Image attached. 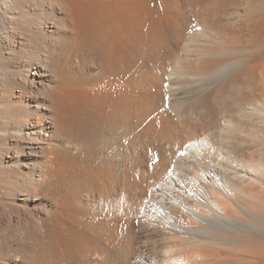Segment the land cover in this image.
<instances>
[{
    "label": "bare ground",
    "instance_id": "obj_1",
    "mask_svg": "<svg viewBox=\"0 0 264 264\" xmlns=\"http://www.w3.org/2000/svg\"><path fill=\"white\" fill-rule=\"evenodd\" d=\"M1 71L15 264H264V0H0Z\"/></svg>",
    "mask_w": 264,
    "mask_h": 264
},
{
    "label": "rangeland",
    "instance_id": "obj_2",
    "mask_svg": "<svg viewBox=\"0 0 264 264\" xmlns=\"http://www.w3.org/2000/svg\"><path fill=\"white\" fill-rule=\"evenodd\" d=\"M12 57H14V58H12ZM12 57H11V55H10V59L7 61L8 63V69L9 70H6L7 72L8 71H11V69H12V72H15V70L16 69H20V68H23V62L22 61H20V60H18V58L17 57H15V55L13 56V54H12ZM12 61V62H11ZM10 62V63H9ZM23 63V64H22ZM18 64V65H17ZM13 67H12V66ZM16 65L17 66H19L18 68L16 67ZM9 66H10V68H9ZM22 66V67H21ZM15 67V69H13ZM23 69H25V68H23ZM14 70V71H13ZM12 72H9V74L7 73V74H5L4 75V72L3 71H1V73H0V81H1V83H2V85L4 84V83H7V84H12V82H13V79H12ZM12 74V75H11ZM8 75V76H7ZM4 76V77H3ZM3 79H2V78ZM8 78V79H7ZM4 87V86H3ZM0 102H1V100H0ZM2 143V144H1ZM4 143V144H3ZM13 142H12V140H9V139H0V144L1 145H10V144H12ZM16 144H19V142L18 141H16ZM0 145V146H1ZM0 157H1V155H2V149L0 148ZM182 153H181V156L183 157L185 154V152L184 151H181ZM36 157H37V155H35ZM24 159H25V156L23 157ZM36 160H38L39 159V156H38V158H35ZM5 160V159H4ZM27 160L28 161H33L34 160V156H30V157H27ZM11 161H13V160H11ZM175 161L176 162H178V160H177V158L175 159ZM8 163V162H7ZM9 163H10V161H9ZM10 191V192H9ZM7 192V193H6ZM8 195H9V197H8ZM37 201L38 202H43V201H45V199H44V196H40L38 199H37ZM18 202V198L16 197V195L13 193V194H11V190L9 189L8 191L6 190H4V189H1L0 188V233H1V231L3 232V233H1V234H4L9 240H10V242H12V241H14L13 240V236H14V227H15V225L16 224H18V220H17V218H18V216L17 215H15L16 214V209H15V207L13 206V204H15V203H17ZM7 203H9V204H7ZM30 203V202H29ZM3 204V205H2ZM12 205L10 208L8 207L9 205ZM30 205V204H29ZM6 206V207H5ZM3 207V208H2ZM14 212H13V211ZM56 210V209H55ZM13 212V213H12ZM21 212H23V211H21ZM8 213V214H7ZM15 213V214H14ZM24 214H22L23 215V219H24V217H25V220H29V215H28V212L26 213V212H23ZM10 214V215H9ZM13 215V216H12ZM26 215H27V218H26ZM11 217V218H10ZM19 217H21V216H19ZM16 218V219H15ZM14 220H15V222H14ZM4 222V223H3ZM11 222V223H10ZM13 222V223H12ZM135 222L136 223H138L139 222V218H136L135 219ZM12 230V231H11ZM8 234V236L6 235V234ZM0 234V238H2L3 236ZM10 234H11V236H10ZM10 237H11V239H10ZM1 240V239H0ZM1 249L2 248H0V264L1 263H4V264H7V263H14V258H13V255L12 254H10L11 252H9L8 250H2L1 251ZM9 254V255H8ZM7 255V256H6ZM15 264V263H14ZM16 264H23V263H19V261L18 262H16ZM149 264H153V263H149Z\"/></svg>",
    "mask_w": 264,
    "mask_h": 264
}]
</instances>
